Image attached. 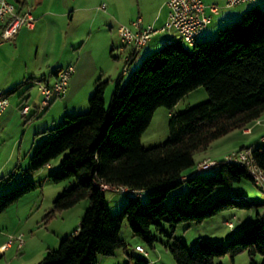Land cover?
<instances>
[{
    "label": "trees",
    "instance_id": "trees-1",
    "mask_svg": "<svg viewBox=\"0 0 264 264\" xmlns=\"http://www.w3.org/2000/svg\"><path fill=\"white\" fill-rule=\"evenodd\" d=\"M241 17L220 28L216 39L195 42L191 51L179 41L146 55L122 87L118 76L107 105L108 81L97 78L87 100V112L67 114L57 125L41 131L47 137L34 146L27 170L37 171L63 153L60 171L50 174V178L54 182L72 180L53 200L50 214L85 198L88 206L76 230L61 238L57 247L47 250L36 264H97L99 255L125 249L126 243L119 236L123 221L134 236L152 246L151 227L159 228L161 220L174 230L178 223H201L225 208L246 206L245 196L236 192L201 207L220 186L229 187L246 179L264 194L240 163L220 159L214 174L203 177L201 172L194 173L198 164L195 154L205 151L214 140L252 124L264 113V8L252 6ZM135 53L131 52L130 58ZM34 79L37 78L27 81ZM20 86L6 92L9 95ZM199 86L205 88L208 98L171 113L166 139L154 146H143L141 136L155 109L173 108ZM39 116L32 113L25 121ZM251 149L254 163L264 171V148ZM13 176L10 173L0 177L1 190L9 187L6 182ZM183 180L187 182L184 198L189 207L177 203L167 207L164 200L168 192ZM103 185L126 187L128 191L123 193H133L137 199L128 201L112 215ZM33 188L28 181L1 192L0 213ZM144 191L148 199L145 209L139 211ZM255 205L264 206V201ZM167 247L176 264H214L215 258L237 251H246L249 264H264V215L257 212L252 225L225 244L199 238L188 249L181 240L172 238ZM256 255L261 256L260 263ZM130 256L132 264H149L144 258Z\"/></svg>",
    "mask_w": 264,
    "mask_h": 264
},
{
    "label": "rangeland",
    "instance_id": "rangeland-1",
    "mask_svg": "<svg viewBox=\"0 0 264 264\" xmlns=\"http://www.w3.org/2000/svg\"><path fill=\"white\" fill-rule=\"evenodd\" d=\"M163 1L164 0H97V4L104 3L107 5V9L104 12L112 13L114 11L115 13L121 16L124 15L125 17L129 14H132L136 16L135 18H138V12L141 14L143 12L145 17H148V14L157 9L158 6H161L160 9L165 11V1ZM225 1L226 0L214 1L218 5L219 12H225L235 8L239 9L243 6L252 7L258 5L260 8H264V0H255L254 2L246 1L231 6H227ZM101 11L98 12V21L102 19L101 16L104 15ZM215 18L216 16L214 15L212 22L210 20L206 26L207 28L205 27L206 30H211V28H213ZM241 18L242 17H238L233 22H236ZM101 22L103 21L101 20ZM233 22L231 21V23L229 22V24L226 25H231ZM96 25L97 24H95V26ZM106 26L107 27H104V30L102 31H96L95 28V32L92 34L94 35L97 33V35H99L100 33H105L104 31H108V25ZM204 29L201 31V33L204 31ZM173 31H175L179 36L176 30ZM218 34L219 33L217 31V33H214L212 37L207 40L216 39ZM156 37L157 36H152L150 41H154ZM94 38V36L91 38V43H93L92 48H90L89 45L85 48L83 52L84 58L91 59L94 57L93 59H97L99 61L101 59L100 56H102L101 54H104L103 58H109L111 61H116V59L119 60V72L117 73L118 75L116 74L114 76V78L117 79L122 72L120 87L126 83L130 73L140 66L143 58L157 50H150L149 44L151 42L148 41L146 43L147 46L149 45L146 48L149 49L148 53L143 55V52H141L137 58V61L133 65L130 64L129 67H125L123 61V49L121 48L123 44L118 40L119 38L116 34L115 39H117L118 43H116L117 45H115L116 47H114L113 50L109 51L108 49L107 53H103L102 47L100 44H97L98 42H94ZM181 44L186 50H192V47H190V45H188L186 42H182ZM161 47V44H159L158 48ZM60 55L61 54L58 52L57 47L55 48L54 45H51L47 55L48 61L51 62ZM100 78L101 80L108 81L106 76ZM111 82V80L107 82V87L105 90L106 105L112 92L115 90V81L112 83ZM33 84L34 85H32L29 92H32L30 93L32 94L31 102L37 105L39 100L35 93L37 90V85L34 82ZM4 90L7 91V89ZM18 95V90L12 94H9L10 105L14 107V114L9 116L8 121L5 122L4 125H0V177H6L8 174L14 173V176L6 182L7 186H9L8 188L1 190L3 185H0V193L5 192L12 187L22 185L28 181L34 185V188L20 197L18 200L9 204L0 213V264H36L43 257L47 250L55 249L57 247L61 238L71 234L76 230L82 214L88 206V200L85 198L70 208L50 214L53 200L64 188L69 187L72 184V180L54 182L50 178V174L60 171V161L64 155L63 153L52 159L49 162V167L44 166L37 171L27 170L29 165V156L34 146L46 138L47 135L44 132L42 133L39 131H36L35 133L34 125L30 126V123L26 122L25 118L18 113ZM63 96L56 98V102H59ZM89 96L85 98L84 107L72 114H79L88 111L89 106L87 100ZM77 97H81V95H78ZM81 98H83V94ZM207 98L208 94L205 88L203 86H199L198 88L185 94L173 108L169 109L165 106L157 107L153 113L149 125L141 136L142 145L149 147L162 143L168 136V119L170 114L183 111L188 107L202 103ZM46 112H42L40 116L34 118L32 122L38 121V119H40ZM59 122L60 121H57L55 124L57 125ZM242 132V129H235L225 136L214 140L205 151L195 154V161H198V159L202 156H205L206 158L209 157L207 159L217 161L224 159L226 155L234 150H237L240 148V146L247 147V145L250 143V139L259 138V136L264 133V125H256V127L253 128V132L251 134H243ZM257 147L264 148V142L259 143ZM204 160L205 159L201 160L200 162ZM215 170L216 168L202 171L200 176L204 177L214 174L216 172ZM186 190L187 182L183 180L179 185L172 188L168 192L164 200L165 205L169 207L177 203L179 205L183 204L182 206L189 207L184 198ZM236 192H239L241 195L245 196L246 201H244V203L246 206H231L225 208L216 215L204 220L201 223L181 222L175 226L174 230H171L168 224L161 220V225L159 226L160 229L156 226L151 227V233L154 236V242L152 246H149L143 239L134 236L127 222L123 221L119 236L126 243L125 249L119 248L113 255H99L97 264H132L133 258H131L130 255L144 258L149 261V264H176L167 247L168 242L172 238H178L181 240L188 247V249H192L197 244L199 238L209 240L213 243L218 242L225 244L230 238L238 234L240 230L251 226L255 220L257 212L264 215V206L255 205V202L264 201V194H262L252 182L246 179H243L229 187L220 186L215 188L205 200V202L201 205V207L210 205L218 197L232 196ZM104 196L107 207L112 215L119 213L128 201H134L137 199L133 193L125 194L110 188L105 189ZM147 199L148 193L147 191H144L142 197L139 199V211H143L145 209V203ZM226 220H231L233 222V226H228L225 223ZM17 235H21L23 239L22 246L17 247V243L14 241L9 247H6L5 243L9 240V238L11 236L16 237ZM169 235L172 237L170 238ZM136 244L141 245L147 254L135 250ZM254 258L256 262H261L260 255H256ZM214 264H249V256L246 251H237L232 255L230 253H226L223 256L215 258Z\"/></svg>",
    "mask_w": 264,
    "mask_h": 264
},
{
    "label": "crops",
    "instance_id": "crops-1",
    "mask_svg": "<svg viewBox=\"0 0 264 264\" xmlns=\"http://www.w3.org/2000/svg\"><path fill=\"white\" fill-rule=\"evenodd\" d=\"M8 1L14 3L19 9L30 8L36 19L33 29L22 28L11 39L0 43V88L10 90L15 85L20 84L21 86L17 89L19 94L27 88L22 98H19V95L17 97V109L23 104H28L29 115L32 113H34L35 116L41 114L42 111L38 110L40 91L37 87L35 93L39 100L38 104L35 105L31 102L32 94L30 93L32 92H29L32 85H34L33 81L35 79L27 81L28 78L36 77L38 79V77H42L41 79L45 82L52 83L56 79L57 70L59 71L68 65L74 66V73L69 80L68 89L63 98L59 102H56V99L51 102L45 110V112H47L43 114L38 121L32 122V119L29 122L30 126L34 125L35 133L36 131L41 132L56 125L55 123L61 121L65 115L75 113L82 109L85 104V98L92 93L94 81L97 78L106 76L108 81L111 80L113 82L116 80L114 76L119 72V60H117L116 57V61H111L109 58H103L104 54L99 53L102 56H100L101 59L98 61L97 59H93L94 57L91 59L84 58L83 52L88 45L92 48L93 43H91V38L93 36L95 37L93 39L95 40L94 42L100 44L103 53H107L108 49L109 51L113 50L114 47H116L115 45H117L116 43H118L117 39H115V34L121 42L119 24L124 23L130 25L131 22L136 19V16L129 14V12V15L126 17L114 11L112 13L104 12L107 9V5L103 3L104 8L102 9V3L97 4V0ZM164 1L166 7L165 11L160 9L161 6H158L157 9L148 14V17H145L142 10V14L138 12L137 17H141L143 26L152 24L154 27H159V25H162L168 12V7L166 5L167 0ZM202 1L206 5L209 3L216 4L214 2L215 0ZM248 8H250V6H243L239 9L235 8L225 12H219L218 9L216 14L210 13L206 8L205 12L211 16V22L213 16H216L215 23L211 30H206V27L196 42L209 39L214 33H217L220 28L229 24V22L231 23V21H235L238 17H241ZM100 11L104 15H102V19L98 21V12ZM101 20L103 22H101ZM95 24L97 25L95 26ZM106 25H108V31H104L105 33H100L99 35H97V33L94 35L92 34L95 32V28L96 31H102L104 27H107ZM174 32L175 31L171 30L168 32H158L152 35L157 37L152 42L149 40L151 42H149L150 46L148 45L149 49H159V44H161V46L166 45L165 41L168 39L174 40V43L181 41L177 33ZM51 45H54L55 48L57 47L61 55L49 62L47 55ZM148 46H143V48L137 51L126 64V57H129L132 51L128 45L123 44L121 48L123 49L125 67H129L130 64L133 65L141 52H143V55L147 54L149 49L146 48ZM120 74L122 78V72ZM82 94L83 98H81ZM78 95H81V97H77ZM12 114H14V107L10 105L9 101V105L0 115V125H4ZM259 124L264 125V113H262L255 122L245 127L249 128V132L242 133L251 134L253 128ZM262 136H264V133H262L259 138L250 139V143L247 147L255 148L259 143L264 142ZM207 158L202 156L196 163ZM47 167H49V164Z\"/></svg>",
    "mask_w": 264,
    "mask_h": 264
},
{
    "label": "built area",
    "instance_id": "built-area-1",
    "mask_svg": "<svg viewBox=\"0 0 264 264\" xmlns=\"http://www.w3.org/2000/svg\"><path fill=\"white\" fill-rule=\"evenodd\" d=\"M255 0H226L227 6L236 5L241 2ZM168 13L166 20L159 27L152 24L142 25L141 18L138 17L131 22L130 25L119 24V35L121 42L130 46L132 53L139 51L150 40L152 35L158 32H168L176 30L182 42L193 45L201 31L207 26L211 20V16L205 12L207 8L210 13L218 12V5L211 3L206 5L202 0H167ZM104 8V5H101ZM35 17L30 8L17 9L15 4L8 0H0V43L11 39L22 28L33 29L35 26ZM174 43V40L168 39L165 44ZM131 58L126 57V61ZM74 71L72 65H68L60 69L56 75V79L52 83H47L43 79H35L33 82L37 85L41 98L39 100L38 110L45 109L55 98L63 96L67 90V84L70 76ZM9 105L8 93L0 88V115ZM19 114L25 119L29 115V105L23 104L18 109ZM243 132H249V128H243ZM264 140V136H262ZM225 161L240 163L244 165L248 172L253 176L255 182L264 189V171H262L253 161L251 147L238 148L232 151L224 158ZM218 166L217 160L205 159L197 164L194 173L212 169ZM113 189L119 192H127L126 187H109L103 185L102 189ZM132 191V190H131ZM139 194V193H137ZM228 226H233L231 220L225 222ZM14 241L17 247H21L23 239L21 235L11 236L5 243L9 247ZM135 250L147 254L141 245H135Z\"/></svg>",
    "mask_w": 264,
    "mask_h": 264
}]
</instances>
